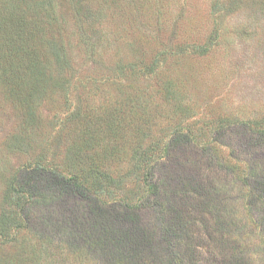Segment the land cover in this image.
Instances as JSON below:
<instances>
[{
	"label": "rangeland",
	"instance_id": "obj_1",
	"mask_svg": "<svg viewBox=\"0 0 264 264\" xmlns=\"http://www.w3.org/2000/svg\"><path fill=\"white\" fill-rule=\"evenodd\" d=\"M23 2L36 10L32 0H0V9L10 14ZM53 4L62 35L54 44L62 59L51 64L49 91L35 107L32 126H23L13 104L6 84L10 74L0 76V213L11 177L39 180L35 202L28 204L32 227L15 241L0 240V264H111L101 254V240H82L97 222L93 207L116 203L91 193L87 181L100 177L90 170L87 143L99 144L103 152L116 147L108 154L116 175L131 172L151 147L156 156L163 154L151 163L153 203L124 209L140 220L163 264H192L198 258L216 264L237 243L248 264L263 263L255 228L264 227V5L251 0ZM15 46L9 40L6 49L17 55ZM2 69L0 63V75ZM35 80L30 75L28 81ZM247 164H257L260 172L249 176ZM240 175L263 186L249 189L238 181ZM57 176L77 178L73 196L57 187Z\"/></svg>",
	"mask_w": 264,
	"mask_h": 264
},
{
	"label": "trees",
	"instance_id": "obj_2",
	"mask_svg": "<svg viewBox=\"0 0 264 264\" xmlns=\"http://www.w3.org/2000/svg\"><path fill=\"white\" fill-rule=\"evenodd\" d=\"M12 1L16 2V0ZM32 1L35 3V11L31 6L26 8L25 2L20 4V10L16 9L10 14L2 12L0 9V13H2L0 26L4 27V29H0V63L3 68L0 76L3 78L6 73L10 74V78L6 82L7 88L10 90L13 104L20 108L24 127L33 125L36 117L35 107L37 104H41L48 94L50 85L48 80L52 79L51 64L53 61L56 64L60 63L62 59L56 44H54L57 41H62L60 24L51 13L56 0ZM251 1L264 5V0ZM9 40L16 42L14 49L18 50L17 55L9 53L6 49ZM51 40L52 43H50ZM33 74L37 80L28 81L30 75ZM29 83L32 85L31 88ZM15 139L16 137L11 141ZM109 146L110 149L105 152L100 151L99 144L93 147L87 143L85 146L86 153L88 152L86 155H89L88 158L93 162V164L90 163V170L99 172L100 177V180L96 178L93 181H87L88 184L90 183L89 188L95 191L91 193L111 198L116 203L102 204L101 202V207L98 204L93 207L92 213L95 216L93 218H96L97 222L90 229H86L82 240L88 242L90 239H96L97 243L101 240V254L111 264H163L151 247L147 232L140 220L134 213L132 215L124 210L129 209L133 212V210L147 208L153 203L152 196L156 195L157 186L153 180L151 163L156 157L161 158L163 154L156 156L154 151L157 148L151 147L136 158L131 172H127L125 175H116L117 168L112 171L110 168L117 165L114 164V161L108 160V154L111 151L116 152L117 149L112 145ZM99 154H102L101 160L95 161ZM100 167L101 170H98ZM245 167L249 176L260 172V166L257 164H247ZM41 171L43 172L41 176L44 177V173L47 171L43 168ZM243 172L245 173V171ZM45 176L47 177V175ZM57 177V182H55L57 187L65 193L69 191L67 193L73 196L75 192L72 191L79 184L77 178L69 180ZM38 181L36 179L37 183ZM133 181L140 184L139 189L128 188L127 184ZM238 181L242 182L244 186H248L249 189L253 186L258 187L262 183L261 180H258L254 183L255 185H252L253 183H250L249 178H245L244 175H240ZM36 182H33L30 177L20 178L18 174L10 178L0 213V240L15 241L20 232L32 227V221L27 212L28 204L35 202L33 200L34 192L39 188ZM136 190H138V194L133 193ZM249 193L252 196L257 194L252 191ZM261 194L264 196V192ZM118 204H122L123 208ZM255 229L260 230L257 235H261L260 248L264 251V227L257 226ZM239 247L237 243L233 246L231 255L223 254L222 259L220 256V260L216 258L217 262L216 260L213 262L216 264H248L246 252H239ZM209 262L210 260L198 258L193 260L192 264H209ZM262 262L261 264H264V252Z\"/></svg>",
	"mask_w": 264,
	"mask_h": 264
}]
</instances>
